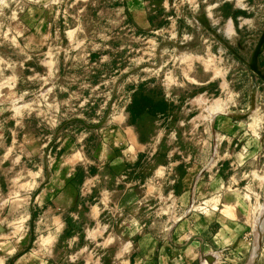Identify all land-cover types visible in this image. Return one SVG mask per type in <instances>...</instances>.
<instances>
[{
    "label": "rangeland",
    "instance_id": "obj_1",
    "mask_svg": "<svg viewBox=\"0 0 264 264\" xmlns=\"http://www.w3.org/2000/svg\"><path fill=\"white\" fill-rule=\"evenodd\" d=\"M263 24L0 0V264H264Z\"/></svg>",
    "mask_w": 264,
    "mask_h": 264
},
{
    "label": "water",
    "instance_id": "obj_2",
    "mask_svg": "<svg viewBox=\"0 0 264 264\" xmlns=\"http://www.w3.org/2000/svg\"><path fill=\"white\" fill-rule=\"evenodd\" d=\"M264 42V24H263V28H262V31H261V34H260V37L258 39V44H257V47L255 49V52L258 50V47L261 46ZM250 68L255 70L254 68V65L253 64H250ZM190 239V238H189ZM188 239V241H189ZM200 251H202V245L200 246Z\"/></svg>",
    "mask_w": 264,
    "mask_h": 264
},
{
    "label": "crops",
    "instance_id": "obj_3",
    "mask_svg": "<svg viewBox=\"0 0 264 264\" xmlns=\"http://www.w3.org/2000/svg\"><path fill=\"white\" fill-rule=\"evenodd\" d=\"M202 253H208V254H211V255H213V257L215 258V255L213 254V253H211V252H208V251H206V249L204 248L203 249V251H201ZM249 264V263H248Z\"/></svg>",
    "mask_w": 264,
    "mask_h": 264
},
{
    "label": "bare ground",
    "instance_id": "obj_4",
    "mask_svg": "<svg viewBox=\"0 0 264 264\" xmlns=\"http://www.w3.org/2000/svg\"><path fill=\"white\" fill-rule=\"evenodd\" d=\"M192 242V241H191ZM189 244V243H188ZM206 261H208V260H206ZM212 263V262H211Z\"/></svg>",
    "mask_w": 264,
    "mask_h": 264
}]
</instances>
